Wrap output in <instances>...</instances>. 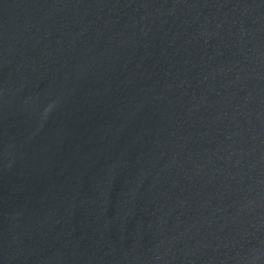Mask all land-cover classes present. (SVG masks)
<instances>
[{
    "label": "water",
    "instance_id": "1",
    "mask_svg": "<svg viewBox=\"0 0 264 264\" xmlns=\"http://www.w3.org/2000/svg\"><path fill=\"white\" fill-rule=\"evenodd\" d=\"M0 264H264V0H0Z\"/></svg>",
    "mask_w": 264,
    "mask_h": 264
}]
</instances>
